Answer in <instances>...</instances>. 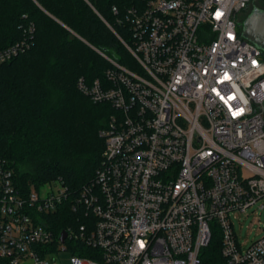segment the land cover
Instances as JSON below:
<instances>
[{"label":"built area","instance_id":"2783aa9c","mask_svg":"<svg viewBox=\"0 0 264 264\" xmlns=\"http://www.w3.org/2000/svg\"><path fill=\"white\" fill-rule=\"evenodd\" d=\"M141 1L120 38L136 66L110 60L106 83L78 82L115 113L75 225L57 233L48 221L65 187L24 196L0 158L5 264H206L215 240L209 264H264V237L241 242L232 220L264 199V51L243 37L264 0ZM25 46L1 50L0 66Z\"/></svg>","mask_w":264,"mask_h":264},{"label":"trees","instance_id":"16d2710c","mask_svg":"<svg viewBox=\"0 0 264 264\" xmlns=\"http://www.w3.org/2000/svg\"><path fill=\"white\" fill-rule=\"evenodd\" d=\"M134 5L142 1L0 0V51L26 43L0 66V158L24 196L54 182L67 189L48 216L57 233L76 223L73 200L101 164L99 133L115 113L112 104L82 93L78 82L106 83L110 60L136 66L120 40L133 35L127 16ZM217 245L206 249L204 263L214 260Z\"/></svg>","mask_w":264,"mask_h":264},{"label":"rangeland","instance_id":"374dc122","mask_svg":"<svg viewBox=\"0 0 264 264\" xmlns=\"http://www.w3.org/2000/svg\"><path fill=\"white\" fill-rule=\"evenodd\" d=\"M60 190H62L61 184L55 182L52 185L43 186L40 194L45 197L48 193L59 194ZM262 204H264V199L260 200L248 213H239L233 217L235 230L241 242L250 245L264 237V209L260 208ZM70 256V252L61 253L62 259H69Z\"/></svg>","mask_w":264,"mask_h":264},{"label":"water","instance_id":"95a60500","mask_svg":"<svg viewBox=\"0 0 264 264\" xmlns=\"http://www.w3.org/2000/svg\"><path fill=\"white\" fill-rule=\"evenodd\" d=\"M243 37L264 51V11L254 9L244 23ZM67 233L63 232L61 242L66 240Z\"/></svg>","mask_w":264,"mask_h":264},{"label":"flooded vegetation","instance_id":"af4514ba","mask_svg":"<svg viewBox=\"0 0 264 264\" xmlns=\"http://www.w3.org/2000/svg\"><path fill=\"white\" fill-rule=\"evenodd\" d=\"M251 14V13H250Z\"/></svg>","mask_w":264,"mask_h":264}]
</instances>
